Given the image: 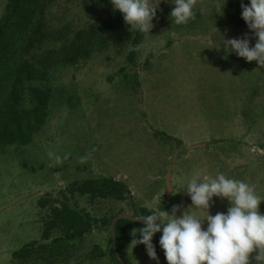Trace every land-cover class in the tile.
<instances>
[{"label":"rangeland","instance_id":"374dc122","mask_svg":"<svg viewBox=\"0 0 264 264\" xmlns=\"http://www.w3.org/2000/svg\"><path fill=\"white\" fill-rule=\"evenodd\" d=\"M4 6L0 0V16ZM173 8L170 0L159 3V20L137 48L140 76L127 86L131 95L120 88L122 57L93 58L77 70L67 69L55 81L66 101L52 109L40 135L21 150L22 157L0 154V264H17L14 251L45 243L50 207L60 206L65 197L73 199L76 213L98 220L114 213L141 219L159 206L170 215L176 207L177 216L187 211L202 218L185 189L193 179L223 173L264 198V66L224 47V41L246 34L255 45L247 25L232 21L241 0H197L195 18L180 26L172 23ZM72 97L77 107L68 105ZM103 178L122 183L128 201H93L67 191ZM228 207L214 197L209 213ZM259 211L264 214V202ZM108 242L106 228L86 237L92 247L106 248ZM255 255H250L252 264ZM162 256L159 264H167ZM123 260L157 264L143 245H130Z\"/></svg>","mask_w":264,"mask_h":264},{"label":"trees","instance_id":"16d2710c","mask_svg":"<svg viewBox=\"0 0 264 264\" xmlns=\"http://www.w3.org/2000/svg\"><path fill=\"white\" fill-rule=\"evenodd\" d=\"M243 3L247 5L248 0ZM238 11L231 13L232 21L242 27L241 8ZM158 20L156 12L153 26ZM146 37L147 33L130 30L109 0H5L0 16V154L19 158L21 150L40 135L52 109L64 100V89H57L55 81L67 69L77 70L93 58L122 57L125 65L120 70V88L127 97L131 95L127 86L139 80L140 74L135 72L137 48ZM77 104L73 97L68 99L70 107ZM67 191L93 201L125 202L130 196L122 183L106 178L73 184ZM71 200L65 197L60 206L50 207L42 233L45 243L33 242L14 251L13 261L61 264L76 257V264L124 263L123 253L134 238L139 239L134 236L144 225L122 218L113 227L115 213L98 220L87 212L76 213ZM95 228L109 230L106 248L86 244ZM112 230L121 261L114 252ZM159 239L156 233L152 243L157 254L161 251ZM161 255L165 259L163 252L158 259Z\"/></svg>","mask_w":264,"mask_h":264},{"label":"clouds","instance_id":"9594fccd","mask_svg":"<svg viewBox=\"0 0 264 264\" xmlns=\"http://www.w3.org/2000/svg\"><path fill=\"white\" fill-rule=\"evenodd\" d=\"M114 11H118L130 30L149 34L156 17L159 0H109ZM174 5L170 13L172 23L185 25L195 18L197 0H170ZM241 19L253 33L256 40L250 46L247 34L242 38L224 41L225 50L234 52L247 62L256 61L264 66V0H241ZM192 209L204 213L203 217L184 212L177 216L178 208L172 214L159 208L142 217L143 227L138 229L139 239H133L131 247L143 245L148 257L159 264L156 248L152 241L161 233L159 247L167 264H264V214L259 205L264 202L253 186L223 173L215 177L193 179L186 189ZM226 200V212L209 213L213 198ZM206 222V227L204 223ZM136 231V230H134Z\"/></svg>","mask_w":264,"mask_h":264},{"label":"water","instance_id":"95a60500","mask_svg":"<svg viewBox=\"0 0 264 264\" xmlns=\"http://www.w3.org/2000/svg\"><path fill=\"white\" fill-rule=\"evenodd\" d=\"M170 171H171V170H170ZM170 171L168 172V174H167V178H166L167 192L170 191V183H169V181H170V179H171V172H170ZM122 218L127 219V220H130V221H133V222H137V223H141V224H143V221H141V220L138 219V218H130V217L119 216V217H116V218L114 219V221H113V227H114L115 223H116L119 219H122ZM112 235H113V248H114L115 255H116L117 259H118L119 261H121L120 257L118 256V253H117V248H116V244H115V232H114V230H112ZM157 235H158L159 238H160L161 235H160L159 233H157ZM121 264H124V263L121 261Z\"/></svg>","mask_w":264,"mask_h":264}]
</instances>
